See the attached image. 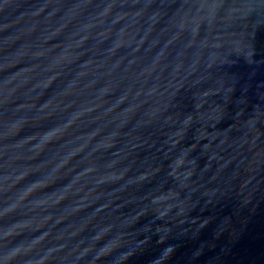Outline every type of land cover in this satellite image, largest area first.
<instances>
[{"label": "water", "instance_id": "obj_1", "mask_svg": "<svg viewBox=\"0 0 264 264\" xmlns=\"http://www.w3.org/2000/svg\"><path fill=\"white\" fill-rule=\"evenodd\" d=\"M243 7L0 0V264H264Z\"/></svg>", "mask_w": 264, "mask_h": 264}, {"label": "clouds", "instance_id": "obj_2", "mask_svg": "<svg viewBox=\"0 0 264 264\" xmlns=\"http://www.w3.org/2000/svg\"><path fill=\"white\" fill-rule=\"evenodd\" d=\"M258 8L264 9V0H244L243 11L245 14L252 13Z\"/></svg>", "mask_w": 264, "mask_h": 264}]
</instances>
